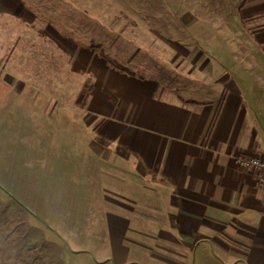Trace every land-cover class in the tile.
I'll list each match as a JSON object with an SVG mask.
<instances>
[{"label": "rangeland", "instance_id": "374dc122", "mask_svg": "<svg viewBox=\"0 0 264 264\" xmlns=\"http://www.w3.org/2000/svg\"><path fill=\"white\" fill-rule=\"evenodd\" d=\"M240 1L0 0V264H163L150 248L144 258L120 250L108 222L83 47L189 96L177 43L187 54L208 30L214 42ZM196 264L222 263L200 254Z\"/></svg>", "mask_w": 264, "mask_h": 264}, {"label": "crops", "instance_id": "0c3cea01", "mask_svg": "<svg viewBox=\"0 0 264 264\" xmlns=\"http://www.w3.org/2000/svg\"><path fill=\"white\" fill-rule=\"evenodd\" d=\"M208 31L187 54L177 43V77L191 76L189 96L155 76L116 70L93 43L83 47L91 63L81 72L97 80L90 113L94 149L108 163L106 216L120 250L139 258L158 245L162 252L147 256L163 264L191 256L196 264L200 254L264 264V193L236 163L238 155L264 156V0H241L214 42ZM116 257L126 261L122 251Z\"/></svg>", "mask_w": 264, "mask_h": 264}, {"label": "built area", "instance_id": "2783aa9c", "mask_svg": "<svg viewBox=\"0 0 264 264\" xmlns=\"http://www.w3.org/2000/svg\"><path fill=\"white\" fill-rule=\"evenodd\" d=\"M237 165L252 172L256 186L264 193V156L260 152L238 155ZM264 203V201H263Z\"/></svg>", "mask_w": 264, "mask_h": 264}, {"label": "trees", "instance_id": "16d2710c", "mask_svg": "<svg viewBox=\"0 0 264 264\" xmlns=\"http://www.w3.org/2000/svg\"><path fill=\"white\" fill-rule=\"evenodd\" d=\"M125 16L128 17L127 14H125ZM100 55L104 56L108 64L111 67L115 68L116 70H119L121 72H125L128 74H134L131 69H129L126 65H123L122 63L118 62L115 57H112L111 55L106 54L104 51H101Z\"/></svg>", "mask_w": 264, "mask_h": 264}]
</instances>
